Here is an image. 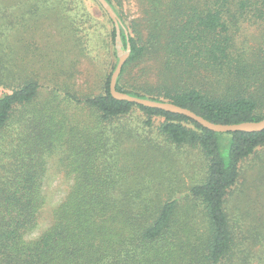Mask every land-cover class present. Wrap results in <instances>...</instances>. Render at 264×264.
<instances>
[{
    "label": "trees",
    "instance_id": "obj_1",
    "mask_svg": "<svg viewBox=\"0 0 264 264\" xmlns=\"http://www.w3.org/2000/svg\"><path fill=\"white\" fill-rule=\"evenodd\" d=\"M106 1L130 44L117 90L214 123L264 117V34L247 36L264 32V0H137L130 20ZM115 34L98 0H0V264H264V202L228 204L251 156L261 164L247 187L264 193V129L216 132L113 98ZM83 61L107 68L99 91L78 87L92 73ZM181 148L202 155L204 177L176 195ZM49 160L71 179L50 207ZM45 207L49 225L27 238Z\"/></svg>",
    "mask_w": 264,
    "mask_h": 264
},
{
    "label": "rangeland",
    "instance_id": "obj_2",
    "mask_svg": "<svg viewBox=\"0 0 264 264\" xmlns=\"http://www.w3.org/2000/svg\"><path fill=\"white\" fill-rule=\"evenodd\" d=\"M123 3V10L126 13V18L127 20H130L131 18L135 17L138 15V3L137 0H122ZM60 25H58L59 27ZM61 29V32L66 31L65 28H63V25ZM262 34H264L263 32V26H256L253 25V27H250L248 29V33L247 36L249 37V39L251 40V42H256L258 39H260L259 37L262 36ZM63 35V34H62ZM61 36L57 37L58 39H60ZM71 38V44L72 47H75L76 41ZM28 39V38H27ZM46 43V42H44ZM250 43V41H249ZM251 44V43H250ZM256 47H260L259 45H255L253 46V48ZM256 53L258 50H255ZM72 57V56H71ZM75 57V56H74ZM72 57V58H74ZM71 58V59H72ZM68 61V59H67ZM117 62V61H116ZM94 64V62L92 63ZM97 64L94 65H89L86 61H83L82 64V68L84 70L86 69H90L92 71V73L85 77L82 78V80L79 79V85L78 87L81 90H97L99 91L101 89V87H99V85L97 84V80L99 79L98 77H96V75H103L105 72H107V68H103V67H96ZM116 65V64H115ZM158 78L155 76V74L153 72H147L144 76H143V82L144 83H154L155 80H157ZM82 83V84H80ZM162 139V138H160ZM136 143H133L132 146H135ZM135 149L140 150L139 147H135ZM261 152L264 150V148H260L259 149ZM171 151V150H170ZM154 152V151H151ZM201 154L198 152L197 149H186V148H181L175 151H172V154L170 156V158H172L175 161V167H176V172L175 174L178 176V178L174 181L175 184V189H176V195H179L181 193H183L187 187L200 179V177H204V169L202 170L203 165L201 164ZM159 159V158H157ZM262 159V158H261ZM263 161V160H262ZM261 161L255 156H251V158L245 160L242 165H241V170H242V175L239 179V183L237 184V186L233 189L232 191V197L230 198V200H228V204L229 206L232 208L233 213L235 214H240L243 213V209L248 208V211H250L251 207L253 206V201L258 202L259 204L264 202V193H253L250 189H248L247 186H249L248 184H252L251 186L253 187V183L251 182V178L252 175L254 174V171L258 168V166L260 167ZM143 168V166H142ZM205 168V166H204ZM262 168V167H261ZM172 172V171H171ZM169 172V173H171ZM174 172V171H173ZM258 172V171H257ZM144 173H148V171L144 168ZM168 173V174H169ZM264 174V172H263ZM148 177V176H147ZM258 176L256 175L255 178H257ZM170 181L169 178L165 179V180H161L158 182V180L156 179V182L161 183L163 182H167ZM262 183L263 188H261L262 192H264V179L262 180H255V184L257 183ZM172 183V182H171ZM71 184V179L67 178L65 176H63L62 173H57L56 172V168L54 166V162L53 160H49L48 163V171L46 174V179L44 180V191L49 194V203L47 206H54L56 204H58L64 197L68 186ZM158 184H156V189L158 191V193L161 196L165 197V192L163 190H161L158 187ZM177 186V187H176ZM246 194H249L248 196ZM243 196V197H242ZM49 208L45 207L44 211L42 212V218L40 220L39 226L33 230L31 233H29L27 235V238H34L36 236H38L45 228L46 226L49 225Z\"/></svg>",
    "mask_w": 264,
    "mask_h": 264
},
{
    "label": "water",
    "instance_id": "obj_3",
    "mask_svg": "<svg viewBox=\"0 0 264 264\" xmlns=\"http://www.w3.org/2000/svg\"><path fill=\"white\" fill-rule=\"evenodd\" d=\"M100 4L103 6L108 16L112 20L115 27V49L117 55L116 65L110 75L109 79V91L113 98L118 100H126L129 102H135L137 104H141L146 107L151 108H159L165 111H169L172 113L183 114L195 121H197L202 126L206 127L209 130L216 132H228V131H261L264 129V117L258 121H243L240 123H231V124H223V123H214L211 122L201 115L196 114L188 108L181 107L172 102L168 101H159L150 98H142L135 95H131L129 93L120 91L116 89V81L121 72L122 66L126 59L130 54V44L127 42L125 48L122 46L121 36H120V28L122 27V22L112 6L106 0H98Z\"/></svg>",
    "mask_w": 264,
    "mask_h": 264
}]
</instances>
